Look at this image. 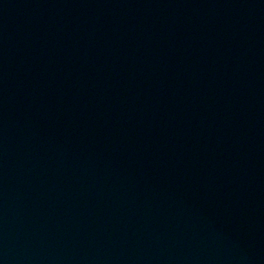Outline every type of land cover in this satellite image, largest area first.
Instances as JSON below:
<instances>
[{"label": "water", "instance_id": "obj_1", "mask_svg": "<svg viewBox=\"0 0 264 264\" xmlns=\"http://www.w3.org/2000/svg\"><path fill=\"white\" fill-rule=\"evenodd\" d=\"M0 264H264V0H0Z\"/></svg>", "mask_w": 264, "mask_h": 264}]
</instances>
